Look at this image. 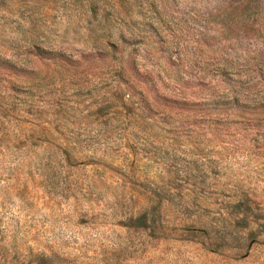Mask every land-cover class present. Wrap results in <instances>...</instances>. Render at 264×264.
<instances>
[{
  "label": "rangeland",
  "instance_id": "1",
  "mask_svg": "<svg viewBox=\"0 0 264 264\" xmlns=\"http://www.w3.org/2000/svg\"><path fill=\"white\" fill-rule=\"evenodd\" d=\"M0 264H264V0H0Z\"/></svg>",
  "mask_w": 264,
  "mask_h": 264
}]
</instances>
